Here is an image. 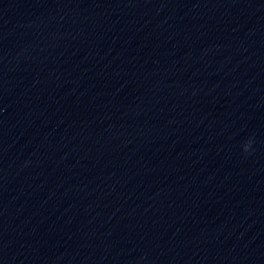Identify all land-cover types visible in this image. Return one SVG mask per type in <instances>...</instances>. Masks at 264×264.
<instances>
[{"label":"clouds","instance_id":"9594fccd","mask_svg":"<svg viewBox=\"0 0 264 264\" xmlns=\"http://www.w3.org/2000/svg\"><path fill=\"white\" fill-rule=\"evenodd\" d=\"M253 140L250 138L243 144V151L248 153L252 149Z\"/></svg>","mask_w":264,"mask_h":264}]
</instances>
